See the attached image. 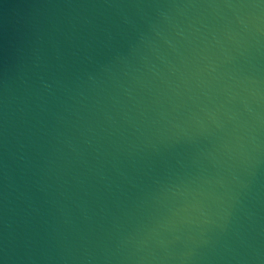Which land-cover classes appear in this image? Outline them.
Segmentation results:
<instances>
[{
  "label": "water",
  "instance_id": "water-1",
  "mask_svg": "<svg viewBox=\"0 0 264 264\" xmlns=\"http://www.w3.org/2000/svg\"><path fill=\"white\" fill-rule=\"evenodd\" d=\"M0 264H264V0H0Z\"/></svg>",
  "mask_w": 264,
  "mask_h": 264
}]
</instances>
